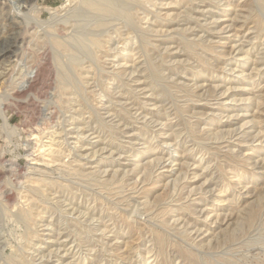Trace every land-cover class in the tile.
<instances>
[{
  "label": "rangeland",
  "instance_id": "rangeland-1",
  "mask_svg": "<svg viewBox=\"0 0 264 264\" xmlns=\"http://www.w3.org/2000/svg\"><path fill=\"white\" fill-rule=\"evenodd\" d=\"M78 3L0 0V264H264V0Z\"/></svg>",
  "mask_w": 264,
  "mask_h": 264
},
{
  "label": "bare ground",
  "instance_id": "bare-ground-1",
  "mask_svg": "<svg viewBox=\"0 0 264 264\" xmlns=\"http://www.w3.org/2000/svg\"><path fill=\"white\" fill-rule=\"evenodd\" d=\"M79 1V3L78 4H80V6L82 7V10L84 9L85 11H87V13H88V11L90 12V13H93V15L94 16H98V17H101L100 19H95V20H93L94 18H92L93 16L91 15H89L90 17H91V19L90 20H93L94 21V25H95V27L96 28H100V27H103L104 25H106L105 24V22L104 21H100V20H103V18H102V16H107V15H121V16H124L125 17V19H126V17H127V21H128V18H130L131 17V13L132 12H130V10H131V7L129 6V5H131V4H129L128 6L130 7V10L123 4V3H126V2H128V1H130V0H78ZM149 1V0H148ZM191 1V0H190ZM192 1H195V0H192ZM137 2V1H136ZM176 2V1H175ZM133 4H134V2H132ZM141 3V2H140ZM193 3V2H192ZM128 4V3H127ZM126 4V5H127ZM176 4V3H175ZM255 4V3H254ZM78 7V6H77ZM81 7H80V9H81ZM79 8V7H78ZM194 8V7H193ZM257 8V7H256ZM80 9H78L79 10V12H82V14L84 13L82 10L80 11ZM139 10V9H138ZM149 10V9H148ZM191 10H193V9H191ZM187 11V10H186ZM195 11V10H194ZM247 11V10H246ZM249 11V10H248ZM254 11V10H253ZM262 12V11H261ZM202 13V12H201ZM78 14H81V13H78ZM85 14V13H84ZM81 16V15H80ZM83 16V15H82ZM85 17H86V15H84ZM105 16V17H106ZM109 16H107V17H109ZM120 16V17H121ZM191 16H192V14H191ZM87 17H88V15H87ZM97 17V18H98ZM111 17H113V16H111ZM189 16L188 15H186V18H188ZM96 18V17H95ZM185 18V19H186ZM194 18V17H193ZM108 19V18H107ZM130 19H132V18H130ZM188 19H192V17L190 18H188ZM195 19V18H194ZM63 20V19H62ZM74 20H76V18L74 19ZM110 20V19H109ZM193 20V19H192ZM131 21V20H130ZM129 21V22H130ZM63 22H64V20H63ZM66 22V21H65ZM81 22V21H80ZM86 21H84V23H85ZM91 22V21H90ZM90 22L88 23V21H87V25H89L90 24ZM193 22V21H192ZM93 24V23H92ZM92 24H90V25H92ZM84 25H86V24H84ZM84 25H79L80 26V31L82 32V27L81 26H84ZM190 25V24H189ZM204 25V24H203ZM78 26V27H79ZM107 26H109V25H107ZM113 26V25H112ZM132 26V25H131ZM191 26V25H190ZM88 27V26H87ZM89 28V27H88ZM197 28V27H196ZM203 28V27H202ZM208 28V27H207ZM224 28V27H223ZM94 29V28H93ZM184 29V28H183ZM185 30V29H184ZM83 31H84V29H83ZM96 31V30H95ZM189 31V30H188ZM75 32V31H74ZM79 32V31H78ZM85 32H87V31H85ZM89 32V31H88ZM88 32L86 33L87 35H88ZM91 32V31H90ZM100 32V31H99ZM92 33H93V31H92ZM141 33V32H140ZM73 34V33H72ZM79 34V33H78ZM81 34V33H80ZM79 34V35H80ZM95 34V33H94ZM96 34H98L97 33V31H96ZM145 34V33H144ZM65 35V34H64ZM78 35V36H79ZM83 35V34H82ZM81 35V36H82ZM86 35V36H87ZM91 35V34H90ZM93 35V34H92ZM142 35V34H141ZM140 35V36H141ZM85 36V35H84ZM95 36H97V35H95ZM98 36H100V35H98ZM143 36V35H142ZM145 36V35H144ZM149 36V35H148ZM183 37V36H182ZM88 38V37H87ZM65 39V38H64ZM146 39V38H145ZM200 40V37L198 36V38H197V40ZM144 40V39H143ZM75 41H77L78 42V40H75ZM82 40H80V42H81ZM183 41V40H182ZM194 41V40H193ZM55 42H56V44L57 45H59V46H61V47H63L65 50H68V47L66 46V44H65V42L64 41H61V40H55ZM82 42H85V41H82ZM199 42V41H198ZM201 42H202V40H201ZM13 43V42H12ZM88 43V42H87ZM90 43H92L93 45H95V46H97L96 48H98V47H101V40L99 39V38H97V37H92L91 38V42ZM140 43H141V41H140ZM184 43H186V44H189V45H191V44H194V42H192L191 40L190 41H185ZM69 44V43H68ZM82 44V43H81ZM81 44H80V46H81ZM203 44V43H202ZM13 45L14 44H10V45H7V46H5V47H2L1 49H0V57H5V56H9V55H11V53L13 54ZM83 45H85L84 43H83ZM78 46V45H77ZM87 46V45H86ZM89 46V45H88ZM204 46V45H203ZM91 47V46H90ZM84 48V47H83ZM207 48V47H206ZM89 50V49H88ZM105 50V49H104ZM120 51V50H119ZM194 51V50H193ZM77 52V51H76ZM123 52V51H122ZM191 52V51H190ZM65 56V55H64ZM73 57H72V60L73 61H76V60H78V57L76 58L75 57V55L73 54L72 55ZM196 56V55H195ZM66 57V56H65ZM140 57V56H139ZM59 60V59H58ZM62 60V59H61ZM60 61V60H59ZM68 61V60H67ZM151 61V60H150ZM56 62V61H55ZM57 63V62H56ZM74 63H76V62H74ZM152 63V62H151ZM161 63V62H160ZM58 64V63H57ZM148 65V64H147ZM149 66V65H148ZM146 70V69H145ZM117 74V73H116ZM151 74V73H150ZM152 75V74H151ZM68 77V76H67ZM57 78V77H56ZM146 78H147V76H146ZM151 79V78H150ZM69 81V80H68ZM165 81V80H164ZM151 82H153V81H151ZM127 83V82H126ZM66 85V84H65ZM155 85V84H154ZM24 87H28V84H25V86ZM94 88V87H93ZM126 88V87H125ZM168 88V87H167ZM24 89V88H23ZM105 89V88H104ZM16 90V89H15ZM17 93V92H16ZM113 101H115V100H113ZM1 107V106H0ZM121 107V106H120ZM120 111V110H119ZM127 114V113H126ZM168 143V142H167ZM161 160V159H160ZM9 169V168H8ZM8 197V196H7ZM8 207V206H7ZM28 211V210H27ZM260 213V212H259ZM30 214V213H29ZM24 215V214H23ZM25 215H28V214H25ZM24 215V216H25ZM32 215V214H31ZM23 218V217H22ZM24 219V218H23ZM22 220V219H21ZM26 221H28V219L26 220ZM254 230V229H253ZM11 258V257H10ZM21 260V259H20ZM13 262H14V260H13ZM14 263H16V264H18L16 261L14 262ZM21 263V262H20Z\"/></svg>",
  "mask_w": 264,
  "mask_h": 264
}]
</instances>
